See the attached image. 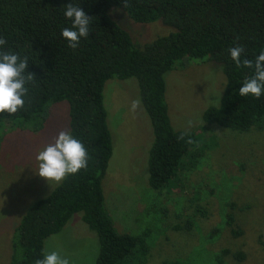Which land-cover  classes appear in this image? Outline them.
<instances>
[{"label": "trees", "instance_id": "16d2710c", "mask_svg": "<svg viewBox=\"0 0 264 264\" xmlns=\"http://www.w3.org/2000/svg\"><path fill=\"white\" fill-rule=\"evenodd\" d=\"M69 2L0 0L3 49L27 57L26 71L33 73V80L26 84L23 108L11 115L0 113V127L21 119L33 122V131L39 132L49 119L51 104L67 101L69 131L84 144L89 157L86 168L67 175L22 215L11 239L10 264H36L46 239L61 232L77 213L83 214V221L97 234L95 264H136L137 257L149 255L147 235L117 231L106 207L103 181L114 140L104 103L105 85L114 78L138 80L154 135L149 186L156 192L169 189L186 156L191 157L188 166H195L196 154L191 150L198 142L192 131L174 128L166 102L165 75L185 60L213 62L226 78L221 104L205 111V124L241 134L264 129V96L239 95L240 85L253 75V68L242 63L237 67L228 54L229 47L239 44L244 49L241 60L254 61L264 50V0H71L91 17L89 36L81 38L76 49L69 48L60 35L62 28L70 27L63 15ZM114 8L123 10L132 21H161L169 30L138 44L111 17ZM235 211L226 213V225L236 237L243 236ZM197 212L204 217L208 213L201 208ZM216 233L214 229L209 239L214 240ZM246 257L243 251L222 249L209 261L229 264L228 259L242 262Z\"/></svg>", "mask_w": 264, "mask_h": 264}, {"label": "rangeland", "instance_id": "374dc122", "mask_svg": "<svg viewBox=\"0 0 264 264\" xmlns=\"http://www.w3.org/2000/svg\"><path fill=\"white\" fill-rule=\"evenodd\" d=\"M111 17L138 44L169 30L161 21H132L118 8ZM165 81L174 128L192 131L198 142L191 150L195 166H188L191 157L186 156L174 185L157 192L149 186L154 135L138 80L114 78L104 88L114 153L103 189L117 231L147 235L149 255L137 257L136 264H211L209 257L222 249L247 255L242 262L228 259L229 264H264V129L241 134L205 124V111L221 104L226 83L222 68L213 62L187 59L167 72ZM69 121V103L61 101L51 104L39 132L33 131V122L21 119L0 127V264L11 263V239L22 215L60 183L36 174L35 156L60 131L70 130ZM229 203L234 205L227 207ZM198 208L207 210V216ZM232 208L243 236L236 237L226 225ZM82 215H73L61 232L48 237L45 251L55 250L71 264H95L98 237ZM214 229L218 233L212 240Z\"/></svg>", "mask_w": 264, "mask_h": 264}, {"label": "clouds", "instance_id": "9594fccd", "mask_svg": "<svg viewBox=\"0 0 264 264\" xmlns=\"http://www.w3.org/2000/svg\"><path fill=\"white\" fill-rule=\"evenodd\" d=\"M63 15L70 21V27L61 29V37L67 46L76 49L81 38H87L90 33L91 17L80 6L66 4ZM6 40L0 36V113L9 115L16 113L24 106V96L28 89L26 84L33 80V73L27 72L28 58L21 57L13 51H5ZM243 46L236 44L228 48L230 59L237 67L241 63L253 68V75L244 80L239 87V95H249L260 99L264 96V50L255 55V59L241 60ZM135 106V102L133 104ZM35 159L37 161V175L49 181L61 182L67 175L76 174L88 166V153L84 144L71 131H60L54 141L40 149ZM36 264H71L67 257L59 252L43 251L42 258Z\"/></svg>", "mask_w": 264, "mask_h": 264}]
</instances>
